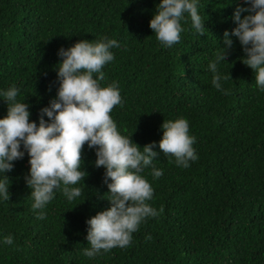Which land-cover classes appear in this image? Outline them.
Returning a JSON list of instances; mask_svg holds the SVG:
<instances>
[{"label": "trees", "instance_id": "trees-1", "mask_svg": "<svg viewBox=\"0 0 264 264\" xmlns=\"http://www.w3.org/2000/svg\"><path fill=\"white\" fill-rule=\"evenodd\" d=\"M161 2L0 0V119L8 110L3 93L15 85L17 101L29 105L30 121L39 125L41 110L57 97L59 50L81 40H116L100 84L119 85L123 104L110 115L121 134L141 151L155 143L158 156L140 175L154 189L147 203L163 208L140 224L129 246L87 257L86 221L111 206L105 169L95 167L96 149L83 148L87 176L74 185L82 195L69 201L61 185L42 220L32 208L25 152L11 172L0 174L10 180V199L0 197V264H264V91L235 36L227 61L218 65L221 77L230 75L221 79V90L209 68L226 48L224 32L238 26L236 9L250 5L198 0L204 35L185 13L179 43L166 47L149 26ZM179 118L188 120L196 141L198 159L187 168L159 149L162 124ZM153 167L163 175L155 178ZM7 236L11 245L4 243Z\"/></svg>", "mask_w": 264, "mask_h": 264}, {"label": "clouds", "instance_id": "clouds-1", "mask_svg": "<svg viewBox=\"0 0 264 264\" xmlns=\"http://www.w3.org/2000/svg\"><path fill=\"white\" fill-rule=\"evenodd\" d=\"M244 2L250 7L236 9L234 21L238 26L231 33L224 32L226 48H221L209 64L217 90H221V79L230 76L221 77L218 65L227 61V49L233 44L231 35L238 38L246 55L243 63L253 70L256 85L264 91V0ZM185 13L196 32L204 35L198 0H162L149 25L162 45L171 47L179 43ZM241 13L248 15L241 18ZM113 47H119L118 42L105 37L99 42L81 40L67 50L61 48L58 52L61 59L54 62L53 68L58 70L57 97L41 110L39 125L30 121L29 105L17 101L19 90L15 85L3 93L8 110L0 119V174L11 172L13 162L27 153L30 176L26 183L32 190L33 210H40L37 219L45 218L43 209L61 185L69 201L82 195V188L74 185L87 176L81 170L83 148L87 144L89 149H96L95 167L105 169L104 182L111 206L86 221L90 248L84 249V255L90 258L101 250L108 252L129 246L140 224L163 212V208L158 212L147 203L152 200L154 189L140 175L156 160L158 153L153 151L156 145L148 144L141 151L131 138L121 134L110 115L115 106L123 104L119 85L100 84L105 80L103 67L114 60L110 51ZM162 131L159 149L164 156L175 157L177 165L184 168L190 166L189 161L198 159L193 147L195 137L189 134L187 119L164 121ZM152 175L159 178L163 172L153 167ZM9 186V178L0 176V197L4 201L10 199ZM4 243L11 245L13 238L5 237Z\"/></svg>", "mask_w": 264, "mask_h": 264}]
</instances>
